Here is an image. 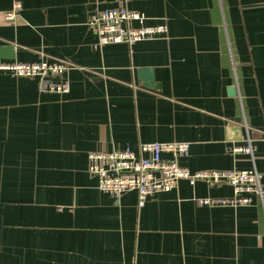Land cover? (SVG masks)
Instances as JSON below:
<instances>
[{
	"label": "crops",
	"instance_id": "obj_1",
	"mask_svg": "<svg viewBox=\"0 0 264 264\" xmlns=\"http://www.w3.org/2000/svg\"><path fill=\"white\" fill-rule=\"evenodd\" d=\"M123 3L166 34L96 47L90 13L122 0H0V46H12L1 61L70 63L66 94L0 71V264H264V200L200 205L232 188L180 179L139 205L87 171L89 152L186 141L178 163L190 172L254 166L264 185V0ZM141 68L159 89L142 85ZM248 140L253 158L230 151Z\"/></svg>",
	"mask_w": 264,
	"mask_h": 264
},
{
	"label": "built area",
	"instance_id": "obj_2",
	"mask_svg": "<svg viewBox=\"0 0 264 264\" xmlns=\"http://www.w3.org/2000/svg\"><path fill=\"white\" fill-rule=\"evenodd\" d=\"M20 9V2L14 1L4 14L6 20L14 21ZM146 19L144 13L122 6L96 7L90 13L87 25L96 35V47L112 43L131 45L143 40L162 38L166 34V24L147 25ZM69 67V62L59 59L35 63L0 60V71L18 77L36 78L40 92L56 94L69 92V81L62 77ZM189 150V142L175 141L141 143L138 152L128 148L109 152H89L87 171L96 177L99 191L115 198L127 192H136L139 205L157 193L174 189L180 179H185L190 184L197 181L213 185L225 183L232 188V197L202 198L198 200L200 205L236 208L250 205L252 196L260 201L264 200L261 174L254 166L249 169L229 168L190 172L178 163V158L187 157ZM230 151L244 152L253 158L255 147L248 140L243 146H234ZM165 153L170 157H163Z\"/></svg>",
	"mask_w": 264,
	"mask_h": 264
},
{
	"label": "water",
	"instance_id": "obj_3",
	"mask_svg": "<svg viewBox=\"0 0 264 264\" xmlns=\"http://www.w3.org/2000/svg\"><path fill=\"white\" fill-rule=\"evenodd\" d=\"M121 6L125 7L123 0H122ZM10 50H12V46L10 45L0 46V56L2 54H6L5 52L10 51ZM137 76L143 86L153 88V89H159V85L156 84V82L154 81L153 72L151 69H147V68L138 69ZM228 94L232 96L236 94V90L234 86H230L228 88ZM227 134H228L227 135L228 138L232 140H238L241 138V129L239 126H236L235 124L230 123V125L227 128Z\"/></svg>",
	"mask_w": 264,
	"mask_h": 264
},
{
	"label": "rangeland",
	"instance_id": "obj_4",
	"mask_svg": "<svg viewBox=\"0 0 264 264\" xmlns=\"http://www.w3.org/2000/svg\"><path fill=\"white\" fill-rule=\"evenodd\" d=\"M261 183H262V181H261ZM263 185V184H262Z\"/></svg>",
	"mask_w": 264,
	"mask_h": 264
}]
</instances>
